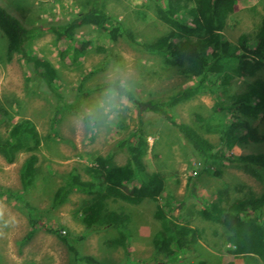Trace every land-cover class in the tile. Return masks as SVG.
Wrapping results in <instances>:
<instances>
[{"label":"rangeland","instance_id":"1","mask_svg":"<svg viewBox=\"0 0 264 264\" xmlns=\"http://www.w3.org/2000/svg\"><path fill=\"white\" fill-rule=\"evenodd\" d=\"M0 1L26 22L40 27L24 48L55 69V84L66 100L72 98L78 85L92 90L114 66H123L121 52L135 58L137 76L141 80L135 92L142 99L165 95L192 82L182 71L187 62L167 64L160 56L138 49L124 37L110 39L106 31L94 26L76 28L75 42L71 44L64 36L46 29L48 23L84 11L92 0ZM100 2L136 39L151 40L168 30L157 18L150 0ZM263 5L264 0H237L220 31L221 36L231 42L240 33L252 37L263 14ZM5 47L6 39L0 31V136L6 135L10 124L27 119L35 127L39 141L34 151L15 153L12 162H6L0 152V186L19 192L39 211V218L30 228L21 203L1 190L4 218H14L15 223L0 228V264H77L58 234H65L79 254L93 256L98 264H153L156 260L161 264H194L197 258L220 262L223 257L228 260L226 256L230 254L226 248L231 244L225 240L223 228L203 219L198 212L210 202L225 207L234 198L260 194L264 191V172L227 160H215L207 167L208 172L218 175H197L196 161L170 120L193 124L218 146L219 131L217 133L213 127L222 128L220 123L233 120L235 114L215 109L213 96L205 91L178 102L167 116L144 119L140 126L147 142L143 155L145 172H160L163 177L164 189L158 202L164 203L171 219L186 228L181 233L184 236L181 246L173 247L177 260L169 263L164 254L153 251L151 243L154 231L159 228L158 220L152 216L154 201L130 204L108 199L103 221L89 230L79 220L80 205L89 196L70 192L60 203L51 206L54 190L63 184L66 172L73 167L82 178H87L84 169L96 155H109L116 164L125 162L121 142L138 127L135 105L122 108L115 120H109L97 107L103 91H91L82 101L80 112L55 109L52 98L38 89L37 81L21 56L14 53L7 60ZM251 79H231L219 98L226 104L231 103L233 96L244 91ZM89 109H94L92 116L87 114ZM195 115L201 116L203 121H196ZM250 124L260 131L261 140L245 147L223 148L226 156L264 151V113L253 116ZM30 153L36 156L35 171L26 174L23 183L19 169ZM124 227L128 231V254L120 245L109 242L118 237V231Z\"/></svg>","mask_w":264,"mask_h":264},{"label":"trees","instance_id":"2","mask_svg":"<svg viewBox=\"0 0 264 264\" xmlns=\"http://www.w3.org/2000/svg\"><path fill=\"white\" fill-rule=\"evenodd\" d=\"M150 1L157 18L168 26L165 33L151 40L136 39L103 9L100 0H92L84 11L46 26V29L56 35L64 36L70 44L75 42L73 35L76 28L83 25L94 26L106 31L110 39L124 37L138 49L160 56L167 64L187 62L182 71L192 79L191 83L158 97L142 99L136 92L134 95L130 93L129 99L133 100L136 107L138 127L121 142L126 153L125 162L116 164L109 155H96L84 169L87 178H82L73 167L66 172L63 184L54 190L51 206L60 203L70 192L89 196L79 209V220L89 230L103 221L108 199H119L130 204L143 200L154 201L152 216L158 220L159 228L151 238L153 251L164 254L167 262L175 263L177 253L173 247L181 246L184 240L181 233L186 228L171 219L164 203L158 202L164 189L163 177L160 172H145L143 155L147 142L142 136L140 126L144 119L167 116L169 110L178 102L206 91L213 96L215 109H224L235 114L233 120L220 123L222 128L213 127L217 133L219 131L218 146H214L193 124L169 118L196 161L197 175H218L214 171L208 172L207 165L215 160H227L264 172L262 150L227 155L228 157L223 152V148L233 145L245 147L262 138V134L256 126L250 124V120L258 113H264V5L254 35L249 37L246 33H240L231 42L223 38L220 31L237 0ZM39 30V26L26 22L18 12L0 1V31L6 39V59H11L14 53L21 56L27 70L37 81L38 89L52 98L55 109L80 112L82 101L91 91H103L102 83L92 90L82 89L78 85L72 98L66 100L55 84V69L48 61L24 48L25 43ZM234 78L252 79L246 83L244 91L233 96L232 102L226 104L218 95ZM194 118L198 122L203 121L199 115ZM38 141V133L33 124L27 119H20L9 125L5 136H0V152L6 162H12L18 151H34ZM35 162L36 156L30 153L21 163L19 170L23 183L25 175L35 171ZM1 190L10 193L21 203L32 228L35 220L39 218V211L25 201L19 192L0 186V194ZM198 214L205 220L218 223L223 228L225 240L233 247L226 248V252L232 257L226 262H209L197 258L194 264H264V191L255 196L234 198L225 207L218 202H210ZM127 232L125 227L121 228L118 237L109 241L120 245L126 254L129 253ZM58 235L77 264H98L93 256L79 254L65 234ZM233 258L239 262H234ZM153 264L161 263L156 260Z\"/></svg>","mask_w":264,"mask_h":264},{"label":"clouds","instance_id":"3","mask_svg":"<svg viewBox=\"0 0 264 264\" xmlns=\"http://www.w3.org/2000/svg\"><path fill=\"white\" fill-rule=\"evenodd\" d=\"M123 66L116 65L109 71L102 81L103 92L97 100V107L103 110V114L108 116L109 120H115L117 112L122 108H130L133 106V100L129 99V94H135L138 84L141 82L138 79L135 67V58L127 52H121ZM116 111H113V110ZM94 109L88 110V115H93ZM79 132V125H77ZM14 218L5 219L3 205L0 204V228H7L14 224ZM231 247L233 245L231 244Z\"/></svg>","mask_w":264,"mask_h":264},{"label":"crops","instance_id":"4","mask_svg":"<svg viewBox=\"0 0 264 264\" xmlns=\"http://www.w3.org/2000/svg\"><path fill=\"white\" fill-rule=\"evenodd\" d=\"M226 257H227L226 259L230 260V256H226ZM224 259H225V258L223 257L222 260H221L220 262H221V263L226 262V260H224ZM228 260H227V261H228Z\"/></svg>","mask_w":264,"mask_h":264}]
</instances>
